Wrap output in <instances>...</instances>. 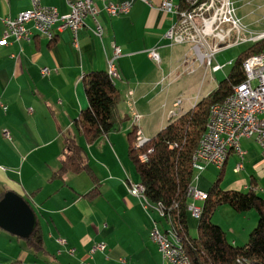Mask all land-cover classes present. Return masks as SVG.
<instances>
[{"label":"crops","instance_id":"0c3cea01","mask_svg":"<svg viewBox=\"0 0 264 264\" xmlns=\"http://www.w3.org/2000/svg\"><path fill=\"white\" fill-rule=\"evenodd\" d=\"M150 1L137 0L119 16H111L97 2L102 37L94 33L95 21L88 16L77 39L70 28L58 24L52 39L34 33L30 41L0 46V201L9 191L23 196L43 232V247L34 250L26 238L0 227V264H167L151 230L154 221L163 232L171 229L169 224L129 193V180L140 182V178L129 156L128 134L138 126L148 139L174 116L191 109L199 98H190L185 106L182 99L179 102L177 84L200 70L203 80L209 74L189 44H173L167 37L177 15L162 10L161 0ZM233 1L244 26L255 35L263 33L264 1ZM41 3L57 7L62 14L69 12L67 0ZM32 7V0H0V38L4 17L15 18ZM114 45L121 49L119 56ZM153 48L160 54L159 62L149 55ZM113 58L119 73L114 80L120 92L117 129L92 143L77 136L97 180L98 192L90 195L96 183L89 173L68 171L62 177L54 173L75 119L88 106L84 76L94 70L108 71V60ZM43 68L49 74L43 75ZM212 74L209 81H216L218 73ZM194 80L189 78L187 83ZM241 143L246 151L243 159L231 151L222 167L208 163L203 170L195 169L192 185L207 195L220 176L223 189H253L264 198L261 148L254 138H243ZM241 161L243 168L236 171ZM194 202L201 208L204 201ZM189 214L190 228L197 230L198 219ZM212 220L223 227L229 242L243 245L257 225L258 213L254 209L237 212L224 204ZM101 241L107 248L91 256V247Z\"/></svg>","mask_w":264,"mask_h":264},{"label":"trees","instance_id":"16d2710c","mask_svg":"<svg viewBox=\"0 0 264 264\" xmlns=\"http://www.w3.org/2000/svg\"><path fill=\"white\" fill-rule=\"evenodd\" d=\"M180 1L184 5L186 0ZM262 52L264 38L247 44L231 63L226 76L218 81L216 88L198 100L191 109L174 116L144 144L135 146L136 126L128 134L129 156L145 187V194L152 203L162 205L164 213L159 216L178 235L191 264H264V198L253 189L225 190L220 186L221 177L218 176L203 200L197 236H192L189 225V189L196 171L192 158L206 130L211 106L224 101L234 87L245 80L243 62ZM84 83L88 106L81 110L74 121L73 133L67 136L61 165L54 175L62 177L68 171L89 173L96 183L89 192L91 195L98 192L97 180L77 136L83 135L88 143H92L117 129L116 110L120 92L107 70L87 73ZM224 204L237 212L254 209L258 213L257 225L243 245L229 242L223 227L212 220L215 211ZM26 240L34 250L43 247L40 222Z\"/></svg>","mask_w":264,"mask_h":264},{"label":"built area","instance_id":"2783aa9c","mask_svg":"<svg viewBox=\"0 0 264 264\" xmlns=\"http://www.w3.org/2000/svg\"><path fill=\"white\" fill-rule=\"evenodd\" d=\"M81 1L84 3V13H77L73 1L67 0L69 12L62 14L55 6H45L41 0H32L31 9L21 11L15 18L2 19L3 34L0 46L9 45L11 41H30L34 33L52 39V33L58 24L59 28H70L77 39L87 16L95 21L94 33L102 37L103 27L98 20L100 9L97 2H101L111 16H119L129 12L137 0ZM141 1L151 4L150 0ZM160 8L177 15L176 22L166 33L167 37L173 44H189L196 60L206 72L219 73L225 67L226 64L214 63L219 52L264 38V32L250 35V31L242 26L233 0H186L184 5L177 0H161ZM114 49L115 55L119 56L120 47L114 45ZM149 55L155 61H160V54L156 49H150ZM232 62L230 61V64ZM108 68L119 76L114 58L108 60ZM243 68L245 80L236 85L224 101L211 106L206 130L192 158L196 170H203L208 163L222 167L231 151L243 159L246 153L242 148L243 138H254L261 148L264 159V52L248 57L243 62ZM41 72L47 75L49 69L43 68ZM3 134L10 139L8 130ZM146 140L141 138L140 145ZM242 168L241 161L235 170L239 171ZM128 189L131 195L140 199L145 209L156 211V207H162L160 203H152L149 200L141 182L129 180ZM189 195L190 200H200L201 190L191 185ZM197 208L200 207L191 201L189 210L193 216ZM151 238L158 243L159 251L167 264H188L182 247L179 246V253H172L169 250V240L164 237L155 221ZM177 243L179 244L178 235ZM106 248L107 244L101 243L91 250V254L96 249L104 251Z\"/></svg>","mask_w":264,"mask_h":264},{"label":"rangeland","instance_id":"374dc122","mask_svg":"<svg viewBox=\"0 0 264 264\" xmlns=\"http://www.w3.org/2000/svg\"><path fill=\"white\" fill-rule=\"evenodd\" d=\"M264 0H257L255 1L256 3H262ZM253 2V1H252ZM260 13H264V9H262L260 11ZM237 16H239L238 12H237ZM255 18L257 17L256 15L252 16V18ZM253 18V19H254ZM244 21L241 22L242 26H244ZM250 31V30H249ZM253 32L250 31V35L252 34ZM247 46V44H242V45H238V46H234V47H231V48H228V49H225L221 52H219V54L216 56V60H215V64L216 63H221V64H225L226 63V67L224 68V70L220 71L217 75H219L218 78H216L217 80L216 81H209V79H211V74L213 72H210L208 71L207 74V77L205 80H203V71L200 70L199 72H196L195 74H192V76H184L185 78L182 79L180 81V83L177 84L176 86V92H177V95L179 96V101L182 99V101L185 103V106H187V104H189L188 102H190V98H194L196 99L197 97L199 98V100L201 98H203L204 96L208 95L209 92H211L214 88L217 87L218 85V81L222 78H224L226 76V74L229 72L230 68H231V65H229L227 62L232 59L233 61L238 57L239 53ZM232 62V61H231ZM204 70V69H203ZM225 72V74L223 73ZM213 77H215L214 74H212ZM195 78V80L193 82H190L189 84L187 83V79L189 78ZM185 81V82H184ZM203 82V83H202ZM188 85L190 86L188 88ZM176 95V96H177ZM148 127L151 129V130H155V126H152L151 124L148 125ZM138 128V126H137ZM162 129V128H161ZM159 129V130H161ZM158 130V131H159ZM156 131L154 133V135L158 132ZM145 135H147L148 133H144ZM152 135V136H154ZM5 136V135H4ZM151 136V137H152ZM6 137V136H5ZM149 137V138H151ZM7 138V137H6ZM140 138V139H139ZM141 138H145L141 131L139 130L138 128V131H137V138L135 140V146H137L139 144V141L141 140ZM193 163V162H192ZM197 171H200V170H197ZM190 196V195H189ZM191 201H194L193 199H191ZM142 204V207H143V203ZM218 218H219V214H218ZM162 230V229H161ZM191 231V234L192 236H197V230H194L192 228H190ZM163 231V230H162ZM60 242L62 243H65V239H60ZM101 243H105V242H97L95 243L91 249H90V255L92 256L98 249H96L94 251L93 254H91V250L97 245L101 244ZM106 244V243H105ZM158 245V243H156ZM158 248H159V245H158ZM160 249V248H159ZM163 257V256H162ZM89 263V262H88ZM87 263V264H88ZM91 264V263H89Z\"/></svg>","mask_w":264,"mask_h":264},{"label":"water","instance_id":"95a60500","mask_svg":"<svg viewBox=\"0 0 264 264\" xmlns=\"http://www.w3.org/2000/svg\"><path fill=\"white\" fill-rule=\"evenodd\" d=\"M38 217L35 210L15 191H9L0 201V227L27 238L35 229Z\"/></svg>","mask_w":264,"mask_h":264},{"label":"bare ground","instance_id":"6f19581e","mask_svg":"<svg viewBox=\"0 0 264 264\" xmlns=\"http://www.w3.org/2000/svg\"><path fill=\"white\" fill-rule=\"evenodd\" d=\"M73 1V6L75 7L77 13H84V3L81 0H72ZM88 17V16H87ZM87 19V18H86ZM93 19V18H92ZM54 33H52V38ZM108 75L115 80L117 78L114 70H112L111 68H108ZM140 139V138H139ZM137 146H140V141L139 144ZM145 157V156H144ZM227 162V161H226ZM206 198V195L202 193L201 191V197L200 200H204ZM156 212L158 213V215L163 216V209L162 207H156ZM201 214V208H197V210L194 213V218L198 219L200 217ZM200 219V218H199ZM162 234L164 235V237L169 240L168 241V248L172 253H179V246L182 247V252L184 254V256H186V258L188 259V264H191L188 256L186 255V252L179 240V244L177 243V235L176 233L170 229L166 232L162 231Z\"/></svg>","mask_w":264,"mask_h":264}]
</instances>
